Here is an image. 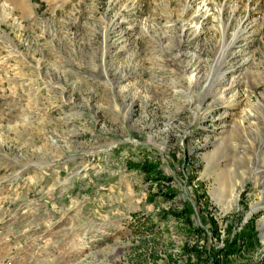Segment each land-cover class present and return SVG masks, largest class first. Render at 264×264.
<instances>
[{
	"label": "rangeland",
	"instance_id": "obj_1",
	"mask_svg": "<svg viewBox=\"0 0 264 264\" xmlns=\"http://www.w3.org/2000/svg\"><path fill=\"white\" fill-rule=\"evenodd\" d=\"M201 1L0 0V264H185L251 223L215 257L264 264V0ZM185 207L200 236L156 215Z\"/></svg>",
	"mask_w": 264,
	"mask_h": 264
},
{
	"label": "trees",
	"instance_id": "obj_2",
	"mask_svg": "<svg viewBox=\"0 0 264 264\" xmlns=\"http://www.w3.org/2000/svg\"><path fill=\"white\" fill-rule=\"evenodd\" d=\"M126 166L128 169L132 170H138L142 172L145 176L146 181H154L156 185L158 186V193L165 199H168L174 195V191L168 187L165 183L164 185L161 184L162 180L168 179V177H165L163 175L162 169L160 168V163L154 158H151L149 155H144L141 159L135 160V159H129L126 160ZM190 210L188 208H183L181 210H175V209H160L158 212H156V215L161 220H167L169 216H173L176 220H182L185 225L184 229L188 233L196 234L198 236L201 235L202 229H194L192 226H190L191 218L189 214ZM215 222H213V225ZM188 226V227H187ZM216 229V228H215ZM244 232L238 233L233 240H227L226 245L221 248L220 250L217 249H207L202 248L198 245V243H194L192 245L190 244H184L182 245L181 252L183 254L187 255V259L185 264H222L224 263V260L226 258L222 257V260L219 259V257H215L216 255H225L227 256V259H230V256H232L234 251H237L239 248V240L244 238H248V236H251L254 234L252 223L250 225L246 226V229ZM230 241V242H229ZM194 254L196 257V261L192 262L191 255ZM217 258V259H215Z\"/></svg>",
	"mask_w": 264,
	"mask_h": 264
},
{
	"label": "bare ground",
	"instance_id": "obj_3",
	"mask_svg": "<svg viewBox=\"0 0 264 264\" xmlns=\"http://www.w3.org/2000/svg\"><path fill=\"white\" fill-rule=\"evenodd\" d=\"M201 1V0H200ZM210 1L208 0H202L200 3H201V8H202V11L204 12V16L205 15H208L209 14V8H208V4H209ZM15 3V2H14ZM200 7V6H199Z\"/></svg>",
	"mask_w": 264,
	"mask_h": 264
},
{
	"label": "built area",
	"instance_id": "obj_4",
	"mask_svg": "<svg viewBox=\"0 0 264 264\" xmlns=\"http://www.w3.org/2000/svg\"><path fill=\"white\" fill-rule=\"evenodd\" d=\"M186 259L187 258H185V261L183 262V263H185L186 262ZM192 262H195L196 261V258H192V256H191V259H190ZM182 264V263H181Z\"/></svg>",
	"mask_w": 264,
	"mask_h": 264
}]
</instances>
